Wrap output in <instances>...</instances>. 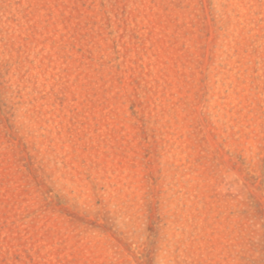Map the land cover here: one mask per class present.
I'll return each mask as SVG.
<instances>
[{
	"label": "rangeland",
	"instance_id": "rangeland-1",
	"mask_svg": "<svg viewBox=\"0 0 264 264\" xmlns=\"http://www.w3.org/2000/svg\"><path fill=\"white\" fill-rule=\"evenodd\" d=\"M0 264H264V0H0Z\"/></svg>",
	"mask_w": 264,
	"mask_h": 264
}]
</instances>
